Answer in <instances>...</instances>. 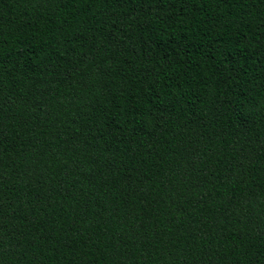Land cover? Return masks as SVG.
I'll return each instance as SVG.
<instances>
[{"label": "trees", "instance_id": "obj_1", "mask_svg": "<svg viewBox=\"0 0 264 264\" xmlns=\"http://www.w3.org/2000/svg\"><path fill=\"white\" fill-rule=\"evenodd\" d=\"M0 264H264V0H0Z\"/></svg>", "mask_w": 264, "mask_h": 264}]
</instances>
